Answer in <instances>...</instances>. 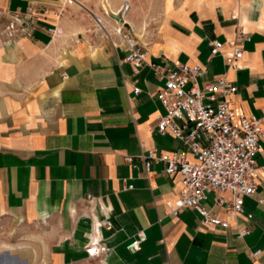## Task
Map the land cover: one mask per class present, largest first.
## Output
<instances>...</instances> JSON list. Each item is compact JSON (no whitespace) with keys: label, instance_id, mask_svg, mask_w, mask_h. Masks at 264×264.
<instances>
[{"label":"crops","instance_id":"1","mask_svg":"<svg viewBox=\"0 0 264 264\" xmlns=\"http://www.w3.org/2000/svg\"><path fill=\"white\" fill-rule=\"evenodd\" d=\"M132 1L104 4L114 12L129 5L122 18L82 0H0V264H264L263 178L238 216L210 194L208 208L230 224L210 227L193 209L169 216L179 178L163 162L147 170L141 158L155 149L193 160L157 132L164 81L151 63L199 65L202 86L225 75L237 87L231 107L264 117V0H159L156 10L144 0L141 11ZM14 12L28 17L30 32L9 39L2 30ZM123 19L144 50L142 65L125 61L130 50L112 32ZM241 30L250 40L231 67ZM214 41L222 43L216 53ZM261 145L259 167L264 138ZM105 218L114 223L101 232L109 251L90 259L87 235ZM141 231L147 238L132 253Z\"/></svg>","mask_w":264,"mask_h":264},{"label":"built area","instance_id":"2","mask_svg":"<svg viewBox=\"0 0 264 264\" xmlns=\"http://www.w3.org/2000/svg\"><path fill=\"white\" fill-rule=\"evenodd\" d=\"M105 0L102 7L106 16H121L129 11L126 5L119 11L108 10ZM99 27L109 38V24L104 18L96 16ZM29 19L20 12L10 15L4 28V34L13 39L19 34L28 33ZM115 36L125 41L130 52L125 61L135 65L145 63V53L137 41L125 30L124 19L112 27ZM250 38L243 30L237 33L232 42L233 52L226 57V62L233 67L245 51L243 46ZM213 53L221 50L222 43L212 42ZM150 67L164 81V87L158 92L157 99L165 112L159 118L157 132L161 136H170L180 141L185 151L193 156L187 158L185 152L173 151L158 153L154 149L142 155L149 170L151 161L163 162L165 171L171 178H179L180 192L177 199L167 202L168 215L177 217L185 209H193L201 219V223L210 227L228 228L227 220L217 216L207 206L210 194L214 193V205L226 209L234 216L244 213V201L253 197L264 179V166L259 167L257 156L262 151L264 138V117L247 116L231 107L228 98L237 92V87L225 75L205 85L199 84V77L204 70L199 65L175 62L170 67L151 63ZM139 93V89H135ZM128 162L133 159L126 158ZM229 194V197L225 195ZM258 202L264 205V198ZM252 215H248L251 218ZM113 229L112 220L96 219L89 235V243L85 249L90 257H97L109 249L104 245L102 229ZM248 230L239 231L245 237ZM97 236L99 239H97ZM147 235L138 233L128 244L132 253L140 251ZM261 250H255L253 257Z\"/></svg>","mask_w":264,"mask_h":264},{"label":"rangeland","instance_id":"3","mask_svg":"<svg viewBox=\"0 0 264 264\" xmlns=\"http://www.w3.org/2000/svg\"><path fill=\"white\" fill-rule=\"evenodd\" d=\"M82 1H85V2H88V4H90V3H94V4H99L100 5V7H101V9H102V11H103V13H104V10H103V7H102V5H103V3H104V0H82ZM132 2H134V3H137L138 4V6H139V10L141 11V9H142V6L146 3V1H144V0H134V1H132ZM148 3H149V5L151 6V8H153L152 10H156V8H157V5H158V3H159V0H148L147 1ZM147 4V3H146ZM150 7H148L147 9H146V13L149 11V12H152V10L150 9ZM10 19V18H9ZM6 25H7V23H6ZM5 25V26H6ZM1 26V25H0ZM5 26H4V28H5ZM4 28H3V32H4ZM92 229H93V223H92V226H91V231H89V233H88V235H87V237H88V240H87V243H86V245L89 243V235H90V233L92 232ZM92 234H93V232H92ZM86 245H85V247H86ZM85 247H84V249H85ZM85 252H86V249H85ZM107 253H108V251H104V252H102L101 254H100V256H102V255H107ZM97 257H99V256H97ZM88 258H90V259H94V258H96V257H90V256H88Z\"/></svg>","mask_w":264,"mask_h":264}]
</instances>
